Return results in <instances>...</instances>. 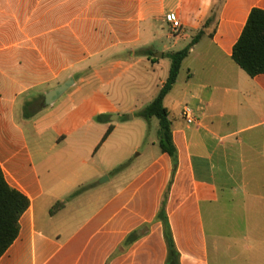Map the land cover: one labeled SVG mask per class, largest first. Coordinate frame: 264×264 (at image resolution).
I'll list each match as a JSON object with an SVG mask.
<instances>
[{"label": "crops", "instance_id": "obj_1", "mask_svg": "<svg viewBox=\"0 0 264 264\" xmlns=\"http://www.w3.org/2000/svg\"><path fill=\"white\" fill-rule=\"evenodd\" d=\"M255 8L264 0H0V167L30 201L0 264H167L162 209L179 264H264V74L232 59ZM189 46L163 101L175 156L158 136L145 158L143 125L121 119Z\"/></svg>", "mask_w": 264, "mask_h": 264}, {"label": "trees", "instance_id": "obj_2", "mask_svg": "<svg viewBox=\"0 0 264 264\" xmlns=\"http://www.w3.org/2000/svg\"><path fill=\"white\" fill-rule=\"evenodd\" d=\"M196 41L197 39L193 41V44ZM189 50L190 46L170 55L171 67L165 84L154 101L140 112V116L147 121L152 118L159 121V146L163 153L171 157L175 156L176 149L173 144L168 111L163 101L175 85L182 62L188 56ZM232 59L252 78L264 74V10L255 8L251 11L246 26L233 48ZM105 119L106 117H99L98 121L103 122ZM112 130V127L107 130L103 141ZM29 206V199L9 186L0 167V259L17 239L20 230L19 220ZM159 219L164 225L168 247L167 264H179V253L176 250L164 209L160 211Z\"/></svg>", "mask_w": 264, "mask_h": 264}, {"label": "rangeland", "instance_id": "obj_3", "mask_svg": "<svg viewBox=\"0 0 264 264\" xmlns=\"http://www.w3.org/2000/svg\"><path fill=\"white\" fill-rule=\"evenodd\" d=\"M158 52L159 53H157V54H161V50H158ZM166 60H167L166 61L167 63H170V61L168 59H166ZM130 116H131V114L123 115L121 121H124V122L132 121L134 123H141L143 125L142 127H144V141H143V144L141 145L138 152L143 151L144 157L146 158L147 150L149 147H151V143L152 142L157 143L158 120L156 118H153V119L147 121L140 116V112L134 114L135 117L133 120L129 119ZM135 158H136V155L133 157V159H135ZM116 173H118V172H112V175L116 176L117 175Z\"/></svg>", "mask_w": 264, "mask_h": 264}, {"label": "built area", "instance_id": "obj_4", "mask_svg": "<svg viewBox=\"0 0 264 264\" xmlns=\"http://www.w3.org/2000/svg\"><path fill=\"white\" fill-rule=\"evenodd\" d=\"M169 22L171 24V27H172V30L177 33L179 28H180V23L178 20H176L175 18H170L169 19ZM182 118L185 120V122L188 124V125H191L195 122V116H194V112L193 110L188 107V106H185L183 109H182Z\"/></svg>", "mask_w": 264, "mask_h": 264}, {"label": "water", "instance_id": "obj_5", "mask_svg": "<svg viewBox=\"0 0 264 264\" xmlns=\"http://www.w3.org/2000/svg\"><path fill=\"white\" fill-rule=\"evenodd\" d=\"M72 83H73V81L70 80V81L66 82L65 84H63L62 86H60L59 88L50 92L46 96V103L47 104L54 103L59 97H61L71 87Z\"/></svg>", "mask_w": 264, "mask_h": 264}]
</instances>
